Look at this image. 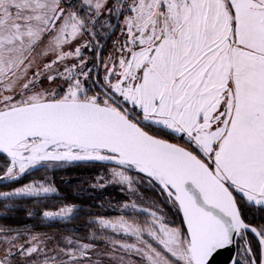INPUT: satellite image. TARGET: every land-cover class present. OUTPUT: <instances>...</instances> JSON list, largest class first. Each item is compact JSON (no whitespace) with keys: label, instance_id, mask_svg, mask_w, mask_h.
<instances>
[{"label":"snow or ice","instance_id":"obj_1","mask_svg":"<svg viewBox=\"0 0 264 264\" xmlns=\"http://www.w3.org/2000/svg\"><path fill=\"white\" fill-rule=\"evenodd\" d=\"M97 25L122 39L89 67ZM74 161L114 164L132 191L146 180L180 222L158 205L143 223L98 218L103 249L0 226V264H216L234 246L232 264H264V225L244 215L264 212V0H0V182Z\"/></svg>","mask_w":264,"mask_h":264},{"label":"trees","instance_id":"obj_2","mask_svg":"<svg viewBox=\"0 0 264 264\" xmlns=\"http://www.w3.org/2000/svg\"><path fill=\"white\" fill-rule=\"evenodd\" d=\"M116 30L117 28L113 30L101 48V60L107 53ZM108 31L109 29L97 25L99 46ZM98 48L95 49V62L97 61ZM99 75L98 72V78ZM98 90V88H92L93 92ZM112 167H115V165L105 162H64L62 166L55 164L52 167H39L29 171L17 181L0 184V191L4 192L33 180L49 178L56 189L54 194L39 197L0 198V226L23 230L24 233H40L43 235L58 233L83 242L96 243L101 247L105 246L103 242L92 241L89 237L94 232L100 235L102 231L93 221L95 218L124 214L116 209L124 198L122 189L112 181L107 182L110 178L107 172ZM134 174L138 175L137 173ZM142 183H139L138 186L140 188L139 194L162 207L171 221L179 223L181 217L172 208L171 204L164 202L165 197L159 192L158 187L149 186L146 180ZM65 205L74 207L72 216L67 219L47 220L42 216L45 210L55 211ZM29 211L32 215L28 214ZM244 215L246 222L255 227L264 225V212L253 208L252 210H246ZM108 233L103 230L104 235H108ZM249 238L253 244L256 243L252 236L249 235Z\"/></svg>","mask_w":264,"mask_h":264},{"label":"rangeland","instance_id":"obj_3","mask_svg":"<svg viewBox=\"0 0 264 264\" xmlns=\"http://www.w3.org/2000/svg\"><path fill=\"white\" fill-rule=\"evenodd\" d=\"M103 22V21H102ZM112 22V21H111ZM85 39H87V37H85ZM122 37L120 35V31H119V28H117L115 34H114V37L112 38V42L108 48V51L107 53L103 56L102 60H106L110 54H112L114 52V41H117V40H121ZM83 42V41H82ZM95 49H96V46L95 44L89 48V49H84L83 50V55L84 57L87 59V63H88V66L89 67H92L94 64H96L95 62ZM100 75H99V78L100 80L102 81L103 79V75H104V69L101 65V68H100V71H99ZM47 82L44 83V87H47ZM89 86H90V82H89ZM182 142V141H181ZM68 163H71V162H68ZM55 165V164H54ZM39 168V167H38ZM31 171V170H30ZM109 172H107V175H109V180L107 182H114V184H117L120 186V188L122 189V195H123V200H121V203L119 204L118 207H116V209L118 211H121L122 213L124 214H117V215H111V216H103V217H97L95 218L93 221L95 222V224H98L97 220L98 218H104V219H109V220H115L117 218H119L120 216H124L126 219H128L130 222L131 221H136V222H139V223H143V221L145 219H147V216L146 214L144 213H140L139 212V209L141 208H149L151 210H155V206H157L156 203H154L153 201H149L147 197L144 198V196L142 194H139V190L140 188L138 187L139 186V183L137 184H134L133 185V188L136 189V191H132L128 185H121L119 183H116L114 180H113V177L111 175V168L108 170ZM135 172H130L129 174L132 175L133 177H136L137 175L134 174ZM36 182H41V183H44L46 186L48 185H51L52 187L53 184L51 182V180L49 178H42V179H38V180H33V181H30V182H27V183H24L18 187H22L23 185L25 184H29V183H36ZM142 183V182H141ZM143 184V183H142ZM18 187H15L9 191H4V192H10V191H14L16 188ZM145 187V185H144ZM152 187V186H151ZM147 189V188H146ZM50 194H54V193H50ZM50 194H47V195H50ZM43 196V195H42ZM132 203H136L137 204V209L136 210H133L131 208H124L123 206L125 204H128V205H131ZM160 209H162V207L159 206ZM58 210V209H57ZM163 210V209H162ZM158 214H163L166 216V213L165 211L163 210L162 213H158ZM72 216V215H71ZM70 217V216H69ZM67 217V218H69ZM67 218H64V219H67ZM167 220L168 221H171L170 218H168L166 216ZM60 218H57L55 220H58ZM178 224V223H177ZM104 231H107L109 232L108 235H115L113 233H111V230H104ZM30 234H40V233H25V235H30ZM41 237H50L51 240L48 242V247L51 248L53 244H55L57 241H60L61 242V245L63 246V238L64 237H69V236H66V235H63V234H58V233H54V234H47V235H43V234H40ZM72 239H75L77 240L76 238H73V237H70ZM117 238H121V237H117ZM83 242V241H82ZM131 242V241H130ZM98 246V245H97ZM98 248L100 249H103L105 248V246H98Z\"/></svg>","mask_w":264,"mask_h":264},{"label":"water","instance_id":"obj_4","mask_svg":"<svg viewBox=\"0 0 264 264\" xmlns=\"http://www.w3.org/2000/svg\"><path fill=\"white\" fill-rule=\"evenodd\" d=\"M116 21L114 20L113 24H115ZM113 30H110L108 31L106 37L104 38V40L100 43V46L97 50V52H99V59L101 60V56H100V51H101V48L104 46L105 42L108 40V38L110 37V35L112 34ZM96 60H97V53H96ZM96 64H97V61H96ZM99 69H100V66H98L95 71H94V77H97L98 75V72H99ZM74 162H81V161H74ZM73 163V162H71ZM105 163H109V162H105ZM112 164V163H111ZM8 182H13V181H8V180H4L3 182H0V184H5V183H8ZM250 224V223H249ZM252 225V224H251ZM254 226V225H252ZM255 227V226H254ZM250 236L253 237V235L251 233H249ZM254 239V237H253ZM255 240V239H254ZM256 241V240H255ZM235 246L233 247V249L231 251L229 250H224L222 251V254L217 258V261H216V264H232L231 262V257L235 256Z\"/></svg>","mask_w":264,"mask_h":264},{"label":"flooded vegetation","instance_id":"obj_5","mask_svg":"<svg viewBox=\"0 0 264 264\" xmlns=\"http://www.w3.org/2000/svg\"><path fill=\"white\" fill-rule=\"evenodd\" d=\"M114 22V21H113ZM249 240H250V238H249Z\"/></svg>","mask_w":264,"mask_h":264},{"label":"built area","instance_id":"obj_6","mask_svg":"<svg viewBox=\"0 0 264 264\" xmlns=\"http://www.w3.org/2000/svg\"><path fill=\"white\" fill-rule=\"evenodd\" d=\"M249 238V237H248Z\"/></svg>","mask_w":264,"mask_h":264}]
</instances>
